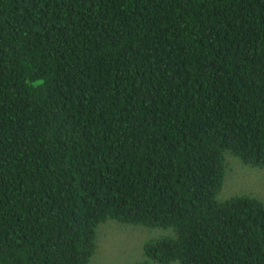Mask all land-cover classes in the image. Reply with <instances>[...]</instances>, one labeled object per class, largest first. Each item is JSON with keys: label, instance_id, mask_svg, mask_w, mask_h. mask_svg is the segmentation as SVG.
Returning a JSON list of instances; mask_svg holds the SVG:
<instances>
[{"label": "trees", "instance_id": "1", "mask_svg": "<svg viewBox=\"0 0 264 264\" xmlns=\"http://www.w3.org/2000/svg\"><path fill=\"white\" fill-rule=\"evenodd\" d=\"M264 0H0V264H89L112 219L172 228L133 264H264Z\"/></svg>", "mask_w": 264, "mask_h": 264}, {"label": "rangeland", "instance_id": "2", "mask_svg": "<svg viewBox=\"0 0 264 264\" xmlns=\"http://www.w3.org/2000/svg\"><path fill=\"white\" fill-rule=\"evenodd\" d=\"M226 173L216 198L219 202L236 195H249L264 202V168L241 162L225 153ZM172 228H151L107 219L96 228L95 253L89 264H133L144 260L143 245L160 237H173Z\"/></svg>", "mask_w": 264, "mask_h": 264}]
</instances>
